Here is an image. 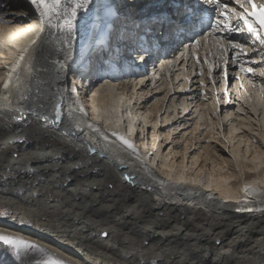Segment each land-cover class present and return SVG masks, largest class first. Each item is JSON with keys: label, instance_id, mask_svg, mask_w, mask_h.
<instances>
[{"label": "bare ground", "instance_id": "1", "mask_svg": "<svg viewBox=\"0 0 264 264\" xmlns=\"http://www.w3.org/2000/svg\"><path fill=\"white\" fill-rule=\"evenodd\" d=\"M104 3L120 17L109 22L114 19L106 12L100 22L93 11L81 20L64 71L53 62H63L66 53L55 51L59 46L53 44L51 55L45 52L34 62L31 78L23 76L19 86L13 83L9 89L0 81V97L9 96L0 99V213L7 210L25 221L20 225L0 217V232L37 243L69 264H264V77L247 73L245 58V71H240L241 61L228 52L225 83L215 40L173 49L174 41L161 43L168 55L161 62L130 56L137 47L130 34L141 33L151 15L173 14L177 8L172 0ZM35 23L30 0H0V77L6 76L4 65L15 59L13 45H23ZM106 38L124 49L125 62L135 58L147 71L122 75L121 65L115 75H106L113 60L100 48ZM93 51L97 60L90 63L86 54ZM249 52V57L256 55ZM193 66L200 67L195 77ZM235 73L241 74L238 81ZM60 104L65 118L53 124ZM240 108L244 111H236ZM112 132L132 142L138 155ZM221 146L229 148L233 161ZM7 254L0 251V263L9 261ZM44 259L34 252L25 264H43Z\"/></svg>", "mask_w": 264, "mask_h": 264}, {"label": "snow or ice", "instance_id": "2", "mask_svg": "<svg viewBox=\"0 0 264 264\" xmlns=\"http://www.w3.org/2000/svg\"><path fill=\"white\" fill-rule=\"evenodd\" d=\"M174 2H178L181 6L171 16V23L167 21L163 23L171 30L173 38L179 36L180 44L185 48L201 45L203 40L213 37L220 46V59L224 65L220 75L225 83L228 80L229 57L227 53L229 50L232 52L233 60L241 61L242 57L246 59L247 73H258L264 77V63H260L264 52L257 48L258 45L264 46V0H261L259 4L257 0H223V2L222 0H187V7L184 6L185 0H174ZM30 4L36 13V23L29 25V34L24 37L23 45H13L16 48V52L13 53L15 59L4 65L6 76L0 77L4 89H9L10 84L13 83L19 86L23 76L31 78L34 62L39 61L45 52H49L51 55L49 46L53 44L59 46L54 49L55 51L66 53L63 62L59 59L53 62L60 71H64L67 60L72 54L79 22L87 20L93 11L100 17V22L107 18L106 12L107 15H111V5L104 3V0H30ZM157 19L159 20V17ZM233 20L236 21L235 24L232 23ZM241 34L244 35L241 36ZM249 51L256 55L249 57ZM146 54V50H141L137 57L142 61ZM197 62H200L199 57ZM207 62L208 59L205 56L203 63ZM257 64L260 66H252ZM22 65L26 66V71H21ZM212 71L213 66L209 65L210 75ZM240 71H245V62L243 61L240 62ZM201 75H203V71H201ZM235 79L238 81L239 77L237 76ZM211 83L212 86L216 85L215 80H212ZM250 83H252L251 80ZM253 87H256L254 83ZM17 91L19 92V88ZM225 92L227 93V89ZM0 99L8 101L9 96L5 94ZM216 103H220L219 98ZM79 110L83 115H88L83 105H79ZM236 111L243 112L244 109L240 108ZM252 111L255 112L256 109L253 107ZM67 117L72 118L71 111L67 113ZM64 118L63 104L55 106L52 123L61 124ZM21 119H24L22 114ZM41 119L47 123L49 117L44 115ZM116 122L120 123L121 121ZM106 123L111 124L113 121L107 120ZM87 126L104 140L109 139V136L96 124L89 123ZM111 136L126 149L138 155L135 145L124 136L115 132H112ZM249 187V185H245L244 190L247 192ZM236 202L239 203V201ZM247 210L251 211L252 209ZM0 217L8 218L13 222L18 220L20 225L25 223L24 219H18L17 215L10 216L7 210L0 213ZM103 235L107 237L109 234L104 232ZM144 243L146 244L147 241ZM0 247H7L14 256H19L17 264H25V257L32 256L34 252L44 254L46 259L43 260V264H65V261L55 258L39 244L23 239L21 236L6 234V232H0Z\"/></svg>", "mask_w": 264, "mask_h": 264}, {"label": "rangeland", "instance_id": "3", "mask_svg": "<svg viewBox=\"0 0 264 264\" xmlns=\"http://www.w3.org/2000/svg\"><path fill=\"white\" fill-rule=\"evenodd\" d=\"M8 4H10V2L8 3ZM9 7V6H8ZM158 9L159 8V6L158 7H152V9H151V11H150V13H153L154 12V10H156V9ZM130 10H131V8H130ZM126 12H128V10L127 9H125L124 10V13H126ZM135 12V11H134ZM127 31H129L128 30V28H127ZM259 46V45H258ZM264 46H259V48H258V50H261L262 48H263ZM91 50V49H90ZM90 50H87V52H90ZM250 52H248V54H249ZM96 54H98V52L96 53V52H91L90 54H86V55H88L89 56V59H90V63L94 60V59H96L97 60V58H96ZM93 56V57H92ZM248 56H250V55H248ZM85 57V56H84ZM99 57H101V56H99ZM99 57H98V59H99ZM92 58V59H91ZM242 59H243V57H242ZM234 63H235V61H233V67H234ZM77 65H78V63H76V64H74V66L75 67H77ZM183 65V64H182ZM182 65L180 66L181 68H182ZM86 66H87V64H85V65H83V69H86ZM235 66H238V64L237 63H235ZM161 67V66H160ZM189 67H190V64H189ZM160 69V68H159ZM173 69H175V67L173 68ZM193 69H194V71H195V73L193 74V77H195L196 76V74L198 73V72H200V67L198 66L197 68L196 67H194L193 66ZM90 70L93 72V68H90ZM239 70V67H238V69H237V71ZM86 71H89V69H87ZM149 72H150V74L152 73V69L151 70H149ZM154 72V71H153ZM160 74H162V73H164V71L163 70H160ZM94 73V72H93ZM84 74V72L82 73V75ZM185 74H186V71H185ZM236 75V73L233 75V76H235ZM240 73L238 74V77H240ZM236 77V76H235ZM92 78H93V76H92ZM200 78V77H199ZM193 79V78H192ZM199 81H200V79H199ZM201 82V81H200ZM202 84V83H201ZM197 85V87H198V91L202 94L203 93V90L202 89H200L201 88V85H200V83L198 84H196ZM191 87V86H190ZM189 87V88H190ZM196 87V86H195ZM264 90V88L262 89V91ZM82 96V95H81ZM210 97V96H209ZM236 103H238V101H235L234 102V104L236 105ZM242 103V102H241ZM244 103V102H243ZM236 108V107H235ZM226 123H227V121H225V125H226ZM229 124V123H228ZM176 136V135H175ZM222 137H223V135H222ZM222 137H221V139H222ZM19 138V137H18ZM25 138V137H24ZM20 139L19 141H24L25 139ZM224 140V139H223ZM227 142V141H226ZM165 145H166V143H165ZM228 145V144H227ZM169 146V145H168ZM167 146V148L165 149V151H167L168 150V147ZM147 149V148H146ZM221 149H223V151H224V149H225V153H226V155L228 156V158L230 159V160H234V156H233V154L229 151V148L226 146H221ZM152 154V153H151ZM150 154V155H151ZM157 159V158H156ZM233 168L236 170L237 168H236V166H233ZM6 250V254L7 253H9V254H7V256L9 257L8 258V260L10 261H6V263L5 264H17V261L19 260L18 258H17V256H14L11 252H10V250L7 248V247H0V251L1 250ZM11 258V259H10ZM13 260V261H12ZM16 261V262H15ZM0 264H4V262H1ZM65 264H69L68 262L66 263L65 262Z\"/></svg>", "mask_w": 264, "mask_h": 264}]
</instances>
